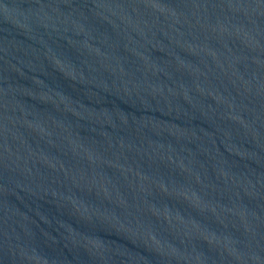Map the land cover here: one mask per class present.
<instances>
[{
    "label": "water",
    "instance_id": "water-1",
    "mask_svg": "<svg viewBox=\"0 0 264 264\" xmlns=\"http://www.w3.org/2000/svg\"><path fill=\"white\" fill-rule=\"evenodd\" d=\"M0 264H264V0H0Z\"/></svg>",
    "mask_w": 264,
    "mask_h": 264
}]
</instances>
